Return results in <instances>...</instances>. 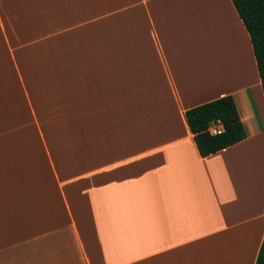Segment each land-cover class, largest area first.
<instances>
[{"label": "crops", "instance_id": "0c3cea01", "mask_svg": "<svg viewBox=\"0 0 264 264\" xmlns=\"http://www.w3.org/2000/svg\"><path fill=\"white\" fill-rule=\"evenodd\" d=\"M246 138L201 157L188 109ZM264 94L231 0H0V264H255Z\"/></svg>", "mask_w": 264, "mask_h": 264}, {"label": "trees", "instance_id": "16d2710c", "mask_svg": "<svg viewBox=\"0 0 264 264\" xmlns=\"http://www.w3.org/2000/svg\"><path fill=\"white\" fill-rule=\"evenodd\" d=\"M250 38L262 91L264 94V0H231ZM185 119L201 157L215 154L246 138L232 96L188 109ZM219 122L220 134H211L210 127ZM255 264H264V238Z\"/></svg>", "mask_w": 264, "mask_h": 264}, {"label": "built area", "instance_id": "2783aa9c", "mask_svg": "<svg viewBox=\"0 0 264 264\" xmlns=\"http://www.w3.org/2000/svg\"><path fill=\"white\" fill-rule=\"evenodd\" d=\"M221 130H222V128H221V125L219 124V122L213 124L210 127V129H209V131H210L211 134H220L221 133Z\"/></svg>", "mask_w": 264, "mask_h": 264}]
</instances>
